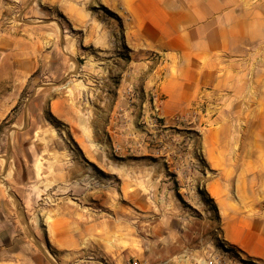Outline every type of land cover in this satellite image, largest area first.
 Returning a JSON list of instances; mask_svg holds the SVG:
<instances>
[{
  "label": "rangeland",
  "instance_id": "obj_1",
  "mask_svg": "<svg viewBox=\"0 0 264 264\" xmlns=\"http://www.w3.org/2000/svg\"><path fill=\"white\" fill-rule=\"evenodd\" d=\"M7 1L5 20L17 36L32 18L46 32L32 72L21 69L30 60L20 38L16 67L11 59L0 71V223L16 233V256H48L49 264L146 261L136 256L162 253L152 230L166 215L183 218L184 243L205 258L193 264L212 257L255 264L224 243L205 186L224 168L220 157L264 162L261 110L256 117L193 113L167 126L161 97L144 87L160 62L122 45L118 1ZM249 176L244 187H255L264 203V180Z\"/></svg>",
  "mask_w": 264,
  "mask_h": 264
},
{
  "label": "crops",
  "instance_id": "obj_2",
  "mask_svg": "<svg viewBox=\"0 0 264 264\" xmlns=\"http://www.w3.org/2000/svg\"><path fill=\"white\" fill-rule=\"evenodd\" d=\"M117 1L122 45L145 58L154 54L160 62L149 73L150 79H145L144 87L148 94L161 97L159 116L167 126H175L173 119L193 113L205 117L230 109L238 116L255 117L260 109V116H264V0H106V3ZM12 7L7 0H0V71L5 61L11 59L16 67L20 38L24 40L26 59L30 60L21 69L32 72L33 54L43 51L45 24L32 18V23L25 24V36H17L10 21L5 20ZM141 63L143 67L153 64ZM256 102H260L258 107ZM208 143L221 149L231 146L229 141ZM217 160L216 164L224 168L214 172L216 176L205 188L218 210L224 243L255 264H264V203L260 202L261 195L255 187L246 188L243 184L250 174L256 184L264 180V162L225 156ZM230 165L240 167L232 173L227 167ZM230 182L233 186L234 182L240 184L230 190ZM180 220L183 218L159 217L152 232L153 243L162 247L161 255L136 257L152 264L205 261L197 256L198 248L184 243ZM10 229L0 223V264L50 263L48 256H16V233L11 235ZM165 246L167 252L162 251ZM6 250L14 253L5 255L2 252ZM124 257L127 260L128 256ZM236 257L239 258L226 256L232 262Z\"/></svg>",
  "mask_w": 264,
  "mask_h": 264
},
{
  "label": "built area",
  "instance_id": "obj_3",
  "mask_svg": "<svg viewBox=\"0 0 264 264\" xmlns=\"http://www.w3.org/2000/svg\"><path fill=\"white\" fill-rule=\"evenodd\" d=\"M156 111H158V107L156 108ZM132 264H148V262L135 260ZM206 264H222V261L219 258L212 257L206 262Z\"/></svg>",
  "mask_w": 264,
  "mask_h": 264
},
{
  "label": "bare ground",
  "instance_id": "obj_4",
  "mask_svg": "<svg viewBox=\"0 0 264 264\" xmlns=\"http://www.w3.org/2000/svg\"><path fill=\"white\" fill-rule=\"evenodd\" d=\"M19 64V63H18Z\"/></svg>",
  "mask_w": 264,
  "mask_h": 264
}]
</instances>
